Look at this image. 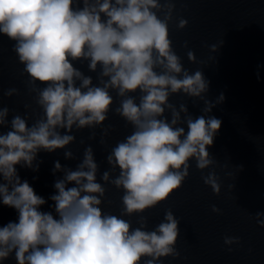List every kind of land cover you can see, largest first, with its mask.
I'll use <instances>...</instances> for the list:
<instances>
[{"label":"clouds","instance_id":"clouds-1","mask_svg":"<svg viewBox=\"0 0 264 264\" xmlns=\"http://www.w3.org/2000/svg\"><path fill=\"white\" fill-rule=\"evenodd\" d=\"M175 9V0H0V37L13 42L25 94L39 109L29 123V105L10 120L9 109L0 108V128L6 129L0 132V205L16 213L15 222L0 227V264H160L179 257L178 219L166 210L148 230L143 213L181 187L190 163L213 195L219 193L208 149L221 121L209 113L223 94L206 99L203 72H190L173 50ZM186 25L176 17L177 31ZM185 55L189 64L197 62L191 50ZM77 63L86 64L95 82ZM18 94L14 87L3 93ZM177 95L202 102L201 114L193 117L185 103L170 102ZM110 109L131 131L108 151L99 182L91 146L74 168L54 161L51 173L61 175L48 210L41 211L45 199L16 167L37 171L39 152L63 150L72 160V133L84 129L89 140L100 129L104 145L111 128L102 124ZM104 185L122 193L118 213L102 211ZM211 212L219 214L215 206ZM134 215L136 227L126 219ZM253 218L264 228V212ZM238 243V237L223 238L229 252Z\"/></svg>","mask_w":264,"mask_h":264},{"label":"water","instance_id":"water-1","mask_svg":"<svg viewBox=\"0 0 264 264\" xmlns=\"http://www.w3.org/2000/svg\"><path fill=\"white\" fill-rule=\"evenodd\" d=\"M162 2V0H161ZM176 9L169 25L172 48L189 71L199 69L209 81L206 99L214 101L223 94V102L212 108L209 115L221 121L220 128L208 149L214 160L211 170L218 177L219 193L213 195L201 180L202 173L190 163L189 174L181 187L151 210L143 213L146 228L153 229L166 210L179 221V235L175 244L179 257L164 258L160 264H264V228L257 227L255 213L264 212V0H175ZM187 21L184 29H175L176 17ZM219 44L216 52L209 46ZM187 42V47H181ZM13 42L0 37V108L9 109L7 119L15 114L23 115L25 105L31 113L39 115L30 95H26V77L20 72L12 52ZM191 50L196 63L189 64L185 53ZM84 74L89 73L86 64L77 63ZM257 73L259 79H257ZM16 88L18 95L5 98L8 88ZM174 104L185 103L193 116L200 115L202 102L186 100L182 96L169 98ZM115 106V102H114ZM102 127H110L105 144L99 143L100 129L89 140V130L73 132L74 142L67 146L73 159L65 160L63 150L52 153L39 152L38 170L16 167L21 180H27L34 192L46 203L41 211H47L48 196L54 193V161L61 166L74 168L86 146H91L98 164L97 181L107 170L105 157L118 140L131 131L124 122L109 110ZM6 129L0 128V132ZM206 169L203 175H207ZM102 202V211L118 213L121 192L109 185ZM215 206L219 214L211 212ZM136 227L137 217L131 218ZM14 210L0 205V227L15 222ZM225 236L238 237L239 243L231 245L229 252L223 244ZM6 264H14L11 259Z\"/></svg>","mask_w":264,"mask_h":264}]
</instances>
